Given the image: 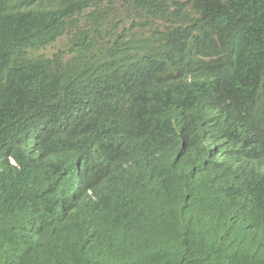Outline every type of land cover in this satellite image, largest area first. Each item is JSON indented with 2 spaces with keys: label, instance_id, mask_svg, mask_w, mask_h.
<instances>
[{
  "label": "trees",
  "instance_id": "trees-1",
  "mask_svg": "<svg viewBox=\"0 0 264 264\" xmlns=\"http://www.w3.org/2000/svg\"><path fill=\"white\" fill-rule=\"evenodd\" d=\"M0 264H264V0H0Z\"/></svg>",
  "mask_w": 264,
  "mask_h": 264
},
{
  "label": "clouds",
  "instance_id": "clouds-1",
  "mask_svg": "<svg viewBox=\"0 0 264 264\" xmlns=\"http://www.w3.org/2000/svg\"><path fill=\"white\" fill-rule=\"evenodd\" d=\"M100 60H101V56H97L96 58H93L92 63L97 62V66H98V64L100 63ZM90 107H92L91 102L85 101V111L90 112L92 109ZM107 127H109V126L99 125L97 128V132H96L97 135L101 134L100 138L103 140L102 143H100V151H99V154H100V157L102 160L105 159L106 149H107L108 143H109L107 132L109 130H111V128H113V127H110L108 130H106ZM115 143H116V141H115ZM135 144L136 143L133 140H131L129 137H124L122 140H120V143H116L117 147L121 150V152L124 156H126L128 151L133 149ZM91 147H93V145H91ZM93 150L96 151L97 149H93Z\"/></svg>",
  "mask_w": 264,
  "mask_h": 264
},
{
  "label": "rangeland",
  "instance_id": "rangeland-1",
  "mask_svg": "<svg viewBox=\"0 0 264 264\" xmlns=\"http://www.w3.org/2000/svg\"><path fill=\"white\" fill-rule=\"evenodd\" d=\"M115 24L117 25V27L114 26L113 29H112V31H110L108 33H106L107 29H105L104 27H103V29H101L102 30V35H103L104 38H107V37H110V36L111 37H117L119 34H124V35L127 34V32H128V26H127L126 23H123L121 21H118ZM60 43H63V41L61 40ZM60 43H59V45H60ZM56 48H58V46H56V47H55V45L54 46H51L49 48L50 49V52L53 49H56Z\"/></svg>",
  "mask_w": 264,
  "mask_h": 264
}]
</instances>
